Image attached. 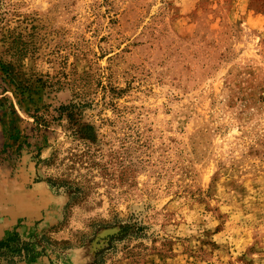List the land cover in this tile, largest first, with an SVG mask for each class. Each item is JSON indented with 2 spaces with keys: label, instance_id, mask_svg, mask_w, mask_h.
<instances>
[{
  "label": "rangeland",
  "instance_id": "rangeland-1",
  "mask_svg": "<svg viewBox=\"0 0 264 264\" xmlns=\"http://www.w3.org/2000/svg\"><path fill=\"white\" fill-rule=\"evenodd\" d=\"M121 229L102 264H264V0H0V264Z\"/></svg>",
  "mask_w": 264,
  "mask_h": 264
},
{
  "label": "trees",
  "instance_id": "trees-1",
  "mask_svg": "<svg viewBox=\"0 0 264 264\" xmlns=\"http://www.w3.org/2000/svg\"><path fill=\"white\" fill-rule=\"evenodd\" d=\"M41 115H33L34 119H35V122L38 123V120L40 118ZM42 118V116H41ZM122 232V229L119 230L118 232L116 233H113V234H108L104 240V245L99 247L98 249H96V251L94 252V257H93V261L91 264H102L103 263V258H104V253L110 249L111 247V244H112V241H114L116 238H118V236L121 234ZM4 244V241L3 242H0V247Z\"/></svg>",
  "mask_w": 264,
  "mask_h": 264
}]
</instances>
